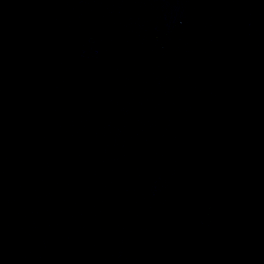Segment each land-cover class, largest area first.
Here are the masks:
<instances>
[{"label":"water","instance_id":"1","mask_svg":"<svg viewBox=\"0 0 264 264\" xmlns=\"http://www.w3.org/2000/svg\"><path fill=\"white\" fill-rule=\"evenodd\" d=\"M0 264H264V0H0Z\"/></svg>","mask_w":264,"mask_h":264},{"label":"clouds","instance_id":"2","mask_svg":"<svg viewBox=\"0 0 264 264\" xmlns=\"http://www.w3.org/2000/svg\"><path fill=\"white\" fill-rule=\"evenodd\" d=\"M157 39H159V37H157Z\"/></svg>","mask_w":264,"mask_h":264}]
</instances>
